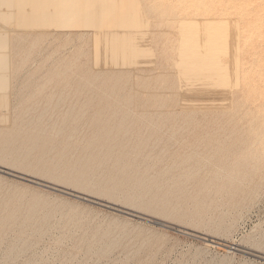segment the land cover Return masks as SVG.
Instances as JSON below:
<instances>
[{"label": "rangeland", "instance_id": "1", "mask_svg": "<svg viewBox=\"0 0 264 264\" xmlns=\"http://www.w3.org/2000/svg\"><path fill=\"white\" fill-rule=\"evenodd\" d=\"M262 1L0 0V264H264Z\"/></svg>", "mask_w": 264, "mask_h": 264}, {"label": "bare ground", "instance_id": "2", "mask_svg": "<svg viewBox=\"0 0 264 264\" xmlns=\"http://www.w3.org/2000/svg\"><path fill=\"white\" fill-rule=\"evenodd\" d=\"M262 1V0H261ZM262 2H264V0L262 1ZM259 2H257V4H258ZM194 4V3H193ZM196 4V3H195ZM200 3H198V5H199ZM192 6V5H191ZM194 6V5H193ZM192 6V7H193ZM195 7V6H194ZM199 8V7H198ZM226 9V8H225ZM203 10H206V9H203ZM194 18L196 19V16H194ZM194 19V20H195ZM223 20H224V18H223ZM227 23H231V21H229V22H227ZM233 24V23H232ZM226 25L227 24H225L224 26H219V28L221 27V28H223V29H225V27H226ZM229 28L231 27L232 28V26H228ZM218 29H217V27H215V28H213V29H211V30H209V32H205L206 33V38H204V42H201V45H199L200 46V49L202 50L201 52H203L204 50H207V51H211V50H209V49H212L213 50V47H215L217 44L218 45H220V44H222V45H225L224 43H225V41L224 40H228V38H229V34H222V35H220L219 34V30L217 31ZM234 30V29H233ZM232 30V31H233ZM235 31V30H234ZM249 31V30H248ZM221 32V31H220ZM243 32H245V30H243ZM224 33H226V31H224ZM237 36V34H235V37ZM203 39V38H202ZM257 40V39H256ZM228 42V41H227ZM200 43V42H199ZM247 43V42H246ZM248 44V43H247ZM251 44V43H250ZM246 45V44H245ZM228 53H230V48L227 46V47H225V49H223V51H222V53H221V55H227ZM100 76V75H99ZM149 76V75H148ZM100 78V77H99ZM133 85V84H132ZM133 93V92H132ZM170 93V92H169ZM147 96V95H146ZM155 100V99H154ZM127 103V102H126ZM125 116V115H124ZM123 117V116H122ZM125 118V117H124ZM124 118H121L120 119V121H121V123H123V121H124ZM126 119V118H125ZM155 129V128H154ZM179 139V138H178ZM192 155V154H191ZM198 158V157H197ZM200 158V157H199ZM194 159V158H193ZM202 164H203V162H202ZM206 164V163H205ZM208 164V163H207ZM208 166V165H207ZM199 170V169H198ZM219 179V178H218Z\"/></svg>", "mask_w": 264, "mask_h": 264}, {"label": "water", "instance_id": "3", "mask_svg": "<svg viewBox=\"0 0 264 264\" xmlns=\"http://www.w3.org/2000/svg\"><path fill=\"white\" fill-rule=\"evenodd\" d=\"M0 173H4V174H6V175H10L9 173L4 172L3 170H0ZM107 208H108V206H107ZM114 210H115V209H114ZM115 211H117V210H115ZM118 212H120V211H118ZM121 213L126 214V215H130V214H127V213H124V212H121ZM130 216L135 217V218H138V217H136V216H134V215H130ZM250 256H251V255H250Z\"/></svg>", "mask_w": 264, "mask_h": 264}]
</instances>
